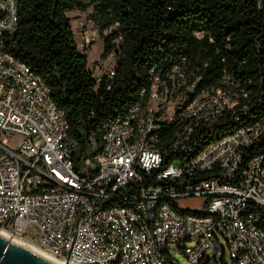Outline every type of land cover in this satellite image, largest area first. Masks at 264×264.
Wrapping results in <instances>:
<instances>
[{"label":"built area","instance_id":"obj_1","mask_svg":"<svg viewBox=\"0 0 264 264\" xmlns=\"http://www.w3.org/2000/svg\"><path fill=\"white\" fill-rule=\"evenodd\" d=\"M95 25L77 23L79 50L98 38ZM17 28V0H0L1 230L63 264H183L171 246L187 242L176 248L191 264H226L225 248L230 264H264V117H241L249 92L231 91L225 72L220 85L202 84L186 56L152 66L78 164L63 110L8 50ZM227 119L240 124L214 134ZM190 197L199 209L179 205Z\"/></svg>","mask_w":264,"mask_h":264},{"label":"trees","instance_id":"obj_2","mask_svg":"<svg viewBox=\"0 0 264 264\" xmlns=\"http://www.w3.org/2000/svg\"><path fill=\"white\" fill-rule=\"evenodd\" d=\"M18 28L8 50L49 88L62 109L68 133L79 147L76 163L90 154L88 137L125 111L150 83L152 66L186 56L202 75V84L218 86L225 72L231 91L244 88L243 119L264 117V0H17ZM91 8L104 38L101 57L115 51L114 74L98 80L87 54L73 38L68 12ZM200 31V35L196 33ZM115 39H118L116 48ZM203 63L206 66L203 67ZM240 96V95H239ZM240 123L227 119L214 134ZM264 149V139L256 148Z\"/></svg>","mask_w":264,"mask_h":264},{"label":"rangeland","instance_id":"obj_3","mask_svg":"<svg viewBox=\"0 0 264 264\" xmlns=\"http://www.w3.org/2000/svg\"><path fill=\"white\" fill-rule=\"evenodd\" d=\"M91 8H87L85 11H77L73 10L71 12H68L67 15L70 17V23H71V28L72 31L76 30V25L79 21L90 19L91 15ZM99 32L98 38L91 43V45L86 49V54H87V67L90 70V72L93 74L94 77L98 78L101 77L106 71H108L115 63V56L113 57L111 55H107L105 57H101V53L103 50V42L104 38L107 36V34L110 33V28L106 30H101L97 25H95ZM73 38L78 39L79 37L76 36V34L73 33ZM116 43V46L118 44V39L114 40ZM3 140L11 141L13 142L15 138H5L2 137ZM13 139V140H12ZM202 199L201 198H196V197H190V198H185L180 201H178L179 205L182 208H189V209H199V207L202 204ZM190 242L187 243H178V244H172L171 248L173 256L179 260L183 264H191L186 257L180 253L177 250V246H181L183 244H189ZM223 247L224 243L221 241ZM224 261L226 264L231 263V259L226 251L225 248V253H224Z\"/></svg>","mask_w":264,"mask_h":264},{"label":"water","instance_id":"obj_4","mask_svg":"<svg viewBox=\"0 0 264 264\" xmlns=\"http://www.w3.org/2000/svg\"><path fill=\"white\" fill-rule=\"evenodd\" d=\"M0 264H51L24 247L0 236Z\"/></svg>","mask_w":264,"mask_h":264},{"label":"bare ground","instance_id":"obj_5","mask_svg":"<svg viewBox=\"0 0 264 264\" xmlns=\"http://www.w3.org/2000/svg\"><path fill=\"white\" fill-rule=\"evenodd\" d=\"M0 236L4 237L6 240L11 241L17 245H20L27 249L28 251L38 255L39 257L43 258L44 260L50 262L51 264H63V261L60 259H57L53 255H51L46 250L39 248L35 244L29 242L28 240H25L20 237L13 236L9 234L8 232L0 229Z\"/></svg>","mask_w":264,"mask_h":264}]
</instances>
